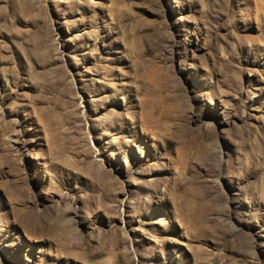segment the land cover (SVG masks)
Returning a JSON list of instances; mask_svg holds the SVG:
<instances>
[{"label": "rangeland", "instance_id": "obj_1", "mask_svg": "<svg viewBox=\"0 0 264 264\" xmlns=\"http://www.w3.org/2000/svg\"><path fill=\"white\" fill-rule=\"evenodd\" d=\"M0 264H264V0H0Z\"/></svg>", "mask_w": 264, "mask_h": 264}]
</instances>
